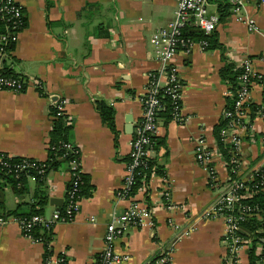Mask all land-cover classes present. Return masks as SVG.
I'll list each match as a JSON object with an SVG mask.
<instances>
[{"label":"crops","instance_id":"crops-1","mask_svg":"<svg viewBox=\"0 0 264 264\" xmlns=\"http://www.w3.org/2000/svg\"><path fill=\"white\" fill-rule=\"evenodd\" d=\"M239 1L240 13L231 11L215 27L222 50L205 49L197 40L175 50L169 64L182 83L181 119L159 121L157 135L165 137L166 146L152 154L164 173L152 172L133 197H121L142 99L150 76L161 71L152 38L175 20L177 0H19L26 27L14 40L12 66L29 84L18 93L0 90V153L45 161L49 108L60 99L59 108L73 120L81 171L93 191L79 201L70 221L53 225L48 262L43 244L23 235L16 221L0 223V264H58L62 255L68 264H97L110 216L132 202L152 211L151 225L131 226L115 242L114 249L129 256L120 264H145L162 252L171 253L170 264H248L247 249L235 254L225 239V217L202 216L228 179L225 161L218 154L211 164L218 184L211 187L209 169L196 157L200 145L217 148L212 129L224 117L225 97L231 95L220 69L227 62L242 67L247 60L255 72L250 103L260 108L254 117L247 108L249 123L238 131L241 179L262 154L264 0ZM216 8L213 0L211 12ZM249 21L256 30H250ZM96 100L114 109L116 135L96 111ZM68 180L64 168L49 174L45 218L63 204ZM28 186L34 188V179ZM2 192L0 203L14 209L19 198L9 187ZM51 198H60L61 204L51 205Z\"/></svg>","mask_w":264,"mask_h":264},{"label":"trees","instance_id":"trees-1","mask_svg":"<svg viewBox=\"0 0 264 264\" xmlns=\"http://www.w3.org/2000/svg\"><path fill=\"white\" fill-rule=\"evenodd\" d=\"M217 5V14L219 21L225 19L231 12V3L229 0H214ZM17 2L21 13V20L18 26L11 25L12 20H8L5 13L0 12V77L11 78L17 80H25L24 76L14 72L12 66L16 62V58L12 55L14 42L10 40V34L21 32L26 27V18L23 8ZM6 5L5 2L1 4ZM92 6H88L90 9ZM88 15H85V17ZM106 35V34H105ZM104 35V36H105ZM184 41L197 40L200 43H205V49H220L222 46L217 41L216 32L209 34L196 32L191 27H185L181 30L179 36ZM242 73V67H235L232 63H225L220 69V78L225 81L231 91V95L225 97V112L230 114L224 116L212 129V135L216 142V150L223 158L228 171L227 183L232 184L238 182L242 187L233 185L232 193L238 196V200L233 202L229 207L224 208L226 215H231L235 218L236 223L244 230V233H237L242 239L249 240L247 249L248 264H262L264 258V170L251 172L250 178L241 179V174L238 173L239 168L235 163H232V155L234 146L225 141L223 130L227 129L231 118H235V100L239 89L238 77ZM264 82V79L262 80ZM24 91V90H23ZM159 96L164 106V110L158 114V120L167 124L173 120L174 104L166 93L160 91ZM264 101V92H263ZM95 109L99 113L103 123L116 135L114 123V109L107 105L102 100H96ZM60 99L51 104L49 108V117L51 119V129L49 131V143L47 149V158L43 162L35 161V167L17 169L16 165L29 163L31 159L8 156L5 153H0V191L5 187H9L12 192L19 198L17 206L8 210L4 203H0V217L12 218L17 222L26 221L32 216H44V211L49 203V174L52 171H57L64 168L69 177L67 190L63 204L59 207V211L64 213L67 205V191L71 189L72 181H77L78 191L76 198L81 200L91 196L93 186L89 183L88 176L81 171L80 153L74 142L73 120L66 114L64 110L59 108ZM243 107L250 111L249 116L254 117V113L259 110L260 106L255 104H245ZM258 138V135L255 136ZM166 146L165 137L158 135L149 136V142L145 149L158 150ZM239 157V156H238ZM127 164L132 162V157L129 155L125 158ZM77 162V165L74 164ZM256 164V162H254ZM253 163V164H254ZM252 164V165H253ZM251 165V166H252ZM155 166L153 169L152 167ZM210 171L209 185L216 186L217 182L213 180L216 176L212 165H208ZM155 172L163 174L162 166L156 165L153 158H144L141 164L133 170L134 180L129 186L126 196H134L140 188L143 179H146L149 174ZM34 179L35 186L32 190L29 189L28 180ZM250 208L245 214L243 220L239 219L243 208ZM32 240L43 244L45 256L51 255V241L53 233L51 229L45 228L41 224L34 225L29 231ZM45 257V258H46Z\"/></svg>","mask_w":264,"mask_h":264},{"label":"built area","instance_id":"built-area-1","mask_svg":"<svg viewBox=\"0 0 264 264\" xmlns=\"http://www.w3.org/2000/svg\"><path fill=\"white\" fill-rule=\"evenodd\" d=\"M213 0H177L176 18L169 25L168 30H160L153 35V46L155 48V57L160 62L161 71L160 75H151L146 87L145 94L142 99L143 103V116L141 122L137 125L134 131V137L132 140V147L130 155L132 157V162L127 164V176L123 184V190L119 193L121 197H127L126 193L133 183L134 174L133 170L138 167L144 158H152L154 154L153 149H145V146L149 142V136L157 135V130L159 128L158 114L164 110V106L161 102L159 92L162 91L170 96L172 104H174V117L173 120L179 121L181 119L180 109H181V98H182V83L178 77V72L175 67L169 64V61L175 54L177 48L189 46L191 42L184 41L179 36L181 30L185 27H191L203 31L205 34H209L215 30L219 22L217 12H211L210 7ZM2 2L6 5H1ZM19 0H0V12L5 13L8 16V20H12L11 25L16 27L19 25L21 20V13L19 12V7L16 3ZM231 3V11L235 14L240 13V7L242 6L239 0H229ZM19 5V4H18ZM250 30H256L253 21H249ZM18 32L10 34V40L14 42ZM4 37H0V40ZM205 43H201V45ZM161 75L165 76L163 82L160 81ZM255 77V72L252 69L251 62L249 60L245 61L242 66V73L238 77L239 89L237 91V96L235 100V118H231L226 130H223V135L225 136V141L234 146V152L232 157V163H235L240 173L241 163L238 157L239 146L241 144V139L238 135L239 129L244 124L249 123V117L247 115V108L243 107L245 104L250 103V88L251 81ZM28 80H17L11 78L0 77V90H8L12 92H22L26 89L28 85ZM36 86V85H35ZM38 86V84H37ZM264 112V104L260 109ZM230 114L225 112L224 116ZM219 153L211 151L206 146L200 145L196 150V157L199 163H202L207 169L208 165L215 161L216 156ZM29 163L22 165H16L17 169L31 168L35 167L36 162L34 160H29ZM77 165V162H74ZM80 164V163H79ZM214 165V164H212ZM153 169L155 166L152 167ZM264 170V137L262 139V154L258 164L250 168L247 172V177L250 178L251 172ZM210 173V171H209ZM71 178L69 177V180ZM213 180L217 182L216 176ZM228 180V179H227ZM264 182V181H263ZM237 184V185H236ZM236 185L237 187H242L238 182H233L232 184L224 183L220 186V194L216 197L215 201L207 206L202 212L203 217H211L222 215L225 217L227 222V230L225 239L231 243V250L233 253L237 254L240 249H248L250 243L248 239H242L237 236L240 232L241 227L236 223V220L231 215H226L224 213V208L229 207L233 202L238 200V196L232 193V187ZM78 191L77 181L73 180L71 189L67 191V205L64 213L59 210L54 211L51 218L47 219L44 216H32L26 221L17 222L21 233L28 238H31L29 231L36 224H41L47 229H52L53 225L58 221H70L76 214L79 208V199L76 198V193ZM133 197V196H129ZM133 200V198H130ZM250 210V208H243L240 212L239 219L243 220L245 214ZM151 215L152 211L146 206V204H137L132 202L130 206L122 213L117 214L114 212L110 216L109 223L107 225L105 234V246L101 253L97 264H120L121 262H126L129 259L127 254H121L114 249V244L118 241L123 234L131 226L148 227L151 225ZM8 219L0 217V223L4 224ZM32 239V238H31ZM232 244L234 247L232 248ZM170 252H162L155 258L147 261L145 264H170ZM50 257H46V262H48ZM228 261H231L228 258ZM58 264H68L65 257L62 255L57 258ZM238 262V260H236ZM225 264H228L227 261ZM262 264H264V258L262 259Z\"/></svg>","mask_w":264,"mask_h":264},{"label":"water","instance_id":"water-1","mask_svg":"<svg viewBox=\"0 0 264 264\" xmlns=\"http://www.w3.org/2000/svg\"><path fill=\"white\" fill-rule=\"evenodd\" d=\"M195 31L196 32H200L201 30H199V29H195ZM201 32H203V31H201ZM0 197L3 199V192H1L0 191ZM61 199L60 198H51L50 199V204L51 205H54V206H58V205H60L61 204ZM240 232L241 233H244V230L242 229V230H240Z\"/></svg>","mask_w":264,"mask_h":264}]
</instances>
